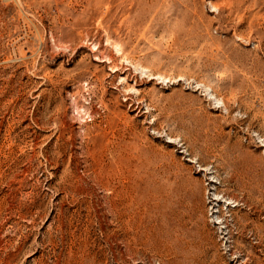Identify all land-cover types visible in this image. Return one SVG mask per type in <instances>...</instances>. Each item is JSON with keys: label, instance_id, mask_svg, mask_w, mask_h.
I'll return each mask as SVG.
<instances>
[{"label": "rangeland", "instance_id": "374dc122", "mask_svg": "<svg viewBox=\"0 0 264 264\" xmlns=\"http://www.w3.org/2000/svg\"><path fill=\"white\" fill-rule=\"evenodd\" d=\"M0 264H264V0H0Z\"/></svg>", "mask_w": 264, "mask_h": 264}]
</instances>
